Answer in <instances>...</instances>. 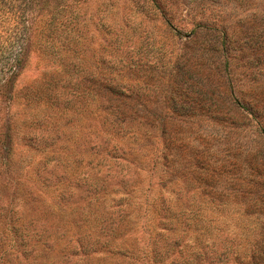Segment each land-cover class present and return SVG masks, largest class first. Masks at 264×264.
Returning a JSON list of instances; mask_svg holds the SVG:
<instances>
[{
  "label": "rangeland",
  "instance_id": "374dc122",
  "mask_svg": "<svg viewBox=\"0 0 264 264\" xmlns=\"http://www.w3.org/2000/svg\"><path fill=\"white\" fill-rule=\"evenodd\" d=\"M38 33L46 61L30 52L14 91L54 59L73 114L35 151L19 100L0 110L15 121L0 229L36 254L19 261L264 264V0H47ZM72 235L107 245L65 263Z\"/></svg>",
  "mask_w": 264,
  "mask_h": 264
},
{
  "label": "trees",
  "instance_id": "16d2710c",
  "mask_svg": "<svg viewBox=\"0 0 264 264\" xmlns=\"http://www.w3.org/2000/svg\"><path fill=\"white\" fill-rule=\"evenodd\" d=\"M46 3L47 0H0V110H3L6 105L11 108L15 104V100H19L16 105L20 106L22 113L28 112V115L25 116L26 119L23 120L25 127L19 133L20 141L35 151L57 138V132L54 131L59 126L56 117L64 115L68 120L73 114V89L69 84L70 79L63 78L64 70L60 62L54 59L47 60L52 67L48 70L49 74L45 76L46 79L32 87H24L18 93L14 91L18 77L29 63L30 52L35 53L36 58L40 61H46L42 56L48 51L45 45L54 36H43L42 33L35 34L37 21L41 18ZM52 34L54 35V33ZM14 123L13 112H10L9 109L6 110L4 115L0 117V178L4 173L3 171L9 172L7 159L15 133ZM96 146H100L99 143ZM41 183L45 184L46 180L42 179ZM2 195L4 194L0 192V200L4 198ZM3 211H5V207L2 206L0 207V218L3 216L1 215ZM101 214L105 216L100 215V225H105L103 229L108 233H113L117 224H114L112 219H109V216L103 211ZM117 216H120L119 210ZM10 217L9 215L6 221L7 225L10 224ZM11 233V239L7 240L5 244L6 238L0 229V264H24L19 261V258L26 255H34L33 257L36 259L28 234H18L12 231ZM78 240L75 235H72L63 242V250L60 249L63 262L68 263L70 256L97 251L95 249L107 245L106 242H103L95 247V242H87L82 246ZM70 244L72 245L70 247L71 252L68 254L64 247ZM116 244L119 243L116 242ZM12 248L14 249L12 250ZM35 264H44V262L36 261Z\"/></svg>",
  "mask_w": 264,
  "mask_h": 264
}]
</instances>
